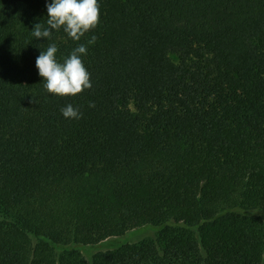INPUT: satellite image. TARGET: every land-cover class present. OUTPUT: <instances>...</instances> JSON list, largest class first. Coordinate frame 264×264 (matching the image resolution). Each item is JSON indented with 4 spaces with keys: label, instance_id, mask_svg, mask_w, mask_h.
I'll list each match as a JSON object with an SVG mask.
<instances>
[{
    "label": "trees",
    "instance_id": "obj_1",
    "mask_svg": "<svg viewBox=\"0 0 264 264\" xmlns=\"http://www.w3.org/2000/svg\"><path fill=\"white\" fill-rule=\"evenodd\" d=\"M50 2L0 0V264H263L264 0H99L80 41L32 35ZM53 43L91 89H45Z\"/></svg>",
    "mask_w": 264,
    "mask_h": 264
},
{
    "label": "clouds",
    "instance_id": "obj_2",
    "mask_svg": "<svg viewBox=\"0 0 264 264\" xmlns=\"http://www.w3.org/2000/svg\"><path fill=\"white\" fill-rule=\"evenodd\" d=\"M47 12V26L37 23L32 30L35 38L50 39L54 30L63 29L71 39L80 41L86 33L99 25L101 5L99 0H51L47 4ZM96 39L97 37L93 36L87 43L94 44ZM87 51L86 44H79L62 62L57 59L56 44H50L45 51H41L36 58V67L39 75L44 78L45 89L62 97H74L91 89V73L82 59ZM89 106L95 107L94 104ZM61 112L65 118H82L80 110L71 104L63 107Z\"/></svg>",
    "mask_w": 264,
    "mask_h": 264
},
{
    "label": "rangeland",
    "instance_id": "obj_3",
    "mask_svg": "<svg viewBox=\"0 0 264 264\" xmlns=\"http://www.w3.org/2000/svg\"><path fill=\"white\" fill-rule=\"evenodd\" d=\"M3 216L4 214L2 212V209L0 208V218H2ZM159 229L160 227H157V226L146 225L138 229L128 231L121 236L110 238L108 242L102 241L94 245L80 246V249L86 256L87 255L90 256L96 252L107 249L110 245L122 246L124 244L135 243V242H139L146 238L154 237L157 234Z\"/></svg>",
    "mask_w": 264,
    "mask_h": 264
}]
</instances>
